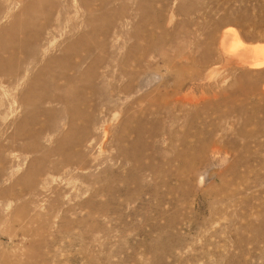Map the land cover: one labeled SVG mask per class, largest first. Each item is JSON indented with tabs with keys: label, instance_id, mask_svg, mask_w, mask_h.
I'll use <instances>...</instances> for the list:
<instances>
[{
	"label": "rangeland",
	"instance_id": "374dc122",
	"mask_svg": "<svg viewBox=\"0 0 264 264\" xmlns=\"http://www.w3.org/2000/svg\"><path fill=\"white\" fill-rule=\"evenodd\" d=\"M258 50L264 0H0V264H264Z\"/></svg>",
	"mask_w": 264,
	"mask_h": 264
},
{
	"label": "bare ground",
	"instance_id": "6f19581e",
	"mask_svg": "<svg viewBox=\"0 0 264 264\" xmlns=\"http://www.w3.org/2000/svg\"><path fill=\"white\" fill-rule=\"evenodd\" d=\"M17 26H13V30L16 28ZM20 27V26H19ZM19 27H17L18 29H20ZM11 29V28H10ZM17 29V30H18ZM16 30V29H15ZM14 33V32H13ZM252 56V58H251ZM264 56V50H258V51H255V54L254 56L253 55H250L249 57V54L247 56H242V57H239L238 59L242 62V63H245L247 65H249L250 67H257L259 64H261V60ZM264 62V61H262Z\"/></svg>",
	"mask_w": 264,
	"mask_h": 264
}]
</instances>
